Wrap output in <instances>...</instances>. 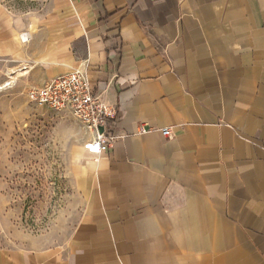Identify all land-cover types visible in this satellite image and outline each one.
Listing matches in <instances>:
<instances>
[{
  "label": "crops",
  "instance_id": "crops-1",
  "mask_svg": "<svg viewBox=\"0 0 264 264\" xmlns=\"http://www.w3.org/2000/svg\"><path fill=\"white\" fill-rule=\"evenodd\" d=\"M0 60L24 93L81 69L115 108L66 235L9 225L0 264H264V0L0 4Z\"/></svg>",
  "mask_w": 264,
  "mask_h": 264
},
{
  "label": "rangeland",
  "instance_id": "rangeland-1",
  "mask_svg": "<svg viewBox=\"0 0 264 264\" xmlns=\"http://www.w3.org/2000/svg\"><path fill=\"white\" fill-rule=\"evenodd\" d=\"M45 0H0L15 13ZM9 65L0 60V231L13 229L41 241H59L70 227L78 199L72 166L82 155L85 127L71 112L27 98Z\"/></svg>",
  "mask_w": 264,
  "mask_h": 264
},
{
  "label": "built area",
  "instance_id": "built-area-1",
  "mask_svg": "<svg viewBox=\"0 0 264 264\" xmlns=\"http://www.w3.org/2000/svg\"><path fill=\"white\" fill-rule=\"evenodd\" d=\"M25 94L37 105L71 112L90 135L83 144L88 153L98 155L113 143L115 108L99 99L83 70L73 69L54 76L40 86L28 88ZM146 130L143 126L139 128L141 133ZM161 133L168 137L170 128L164 127Z\"/></svg>",
  "mask_w": 264,
  "mask_h": 264
}]
</instances>
